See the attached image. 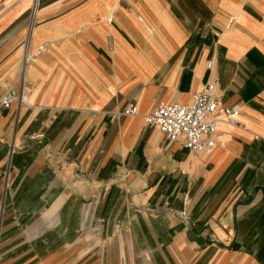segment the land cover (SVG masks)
I'll use <instances>...</instances> for the list:
<instances>
[{"label": "crops", "instance_id": "1", "mask_svg": "<svg viewBox=\"0 0 264 264\" xmlns=\"http://www.w3.org/2000/svg\"><path fill=\"white\" fill-rule=\"evenodd\" d=\"M31 5L0 0V97ZM28 51V106L0 109V264H264V0H39ZM211 79L241 111L210 150L145 125Z\"/></svg>", "mask_w": 264, "mask_h": 264}, {"label": "built area", "instance_id": "2", "mask_svg": "<svg viewBox=\"0 0 264 264\" xmlns=\"http://www.w3.org/2000/svg\"><path fill=\"white\" fill-rule=\"evenodd\" d=\"M39 0H33L30 9V21L27 28L24 51L21 59L18 88L11 85L0 97V109H7L13 104L27 107V93L24 89L26 66L32 59L28 51V42L34 26V18L38 10ZM214 60L207 62V69L212 71ZM240 105L224 106L218 99V82L208 80L202 90L193 94L187 104L161 103L155 109L143 116L146 126L157 128L168 142H180L190 152L210 150L214 145L213 135L219 122L231 126L239 125ZM135 104H128L122 114L138 115Z\"/></svg>", "mask_w": 264, "mask_h": 264}, {"label": "water", "instance_id": "3", "mask_svg": "<svg viewBox=\"0 0 264 264\" xmlns=\"http://www.w3.org/2000/svg\"><path fill=\"white\" fill-rule=\"evenodd\" d=\"M179 216L181 217V219H182L183 221H186V219H185V217H184V215H183L182 213L179 212Z\"/></svg>", "mask_w": 264, "mask_h": 264}, {"label": "rangeland", "instance_id": "4", "mask_svg": "<svg viewBox=\"0 0 264 264\" xmlns=\"http://www.w3.org/2000/svg\"><path fill=\"white\" fill-rule=\"evenodd\" d=\"M33 1V0H32Z\"/></svg>", "mask_w": 264, "mask_h": 264}]
</instances>
